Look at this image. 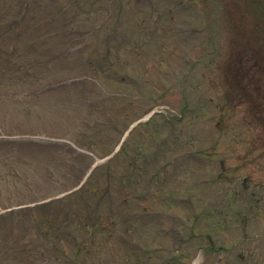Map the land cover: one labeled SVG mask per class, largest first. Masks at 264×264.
I'll use <instances>...</instances> for the list:
<instances>
[{
	"label": "rangeland",
	"instance_id": "1",
	"mask_svg": "<svg viewBox=\"0 0 264 264\" xmlns=\"http://www.w3.org/2000/svg\"><path fill=\"white\" fill-rule=\"evenodd\" d=\"M188 1L0 0V264H264V16Z\"/></svg>",
	"mask_w": 264,
	"mask_h": 264
},
{
	"label": "flooded vegetation",
	"instance_id": "2",
	"mask_svg": "<svg viewBox=\"0 0 264 264\" xmlns=\"http://www.w3.org/2000/svg\"><path fill=\"white\" fill-rule=\"evenodd\" d=\"M221 5L224 16H264V0H191ZM219 10V9H218ZM219 15V14H218Z\"/></svg>",
	"mask_w": 264,
	"mask_h": 264
},
{
	"label": "trees",
	"instance_id": "3",
	"mask_svg": "<svg viewBox=\"0 0 264 264\" xmlns=\"http://www.w3.org/2000/svg\"><path fill=\"white\" fill-rule=\"evenodd\" d=\"M18 21H20V18L17 17V16L13 17V19L10 18L9 21H7V22L1 20L0 25L2 26V32H7L8 30H16V29H18V27L16 25L18 23ZM43 216L46 217V215H43ZM49 216L50 217H55V216L57 217V218L52 219V222H53V221H57L58 220V216H61V215H60V213H59L58 210H55L54 213H49ZM38 218L39 217H37V220H35L36 223H39V221H40V219H38ZM32 223H34V221ZM37 226L39 227V226H41V224L40 225H37Z\"/></svg>",
	"mask_w": 264,
	"mask_h": 264
}]
</instances>
